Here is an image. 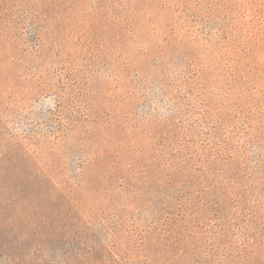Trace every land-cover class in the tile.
I'll return each instance as SVG.
<instances>
[{
	"label": "rangeland",
	"instance_id": "374dc122",
	"mask_svg": "<svg viewBox=\"0 0 264 264\" xmlns=\"http://www.w3.org/2000/svg\"><path fill=\"white\" fill-rule=\"evenodd\" d=\"M0 264H264V0H0Z\"/></svg>",
	"mask_w": 264,
	"mask_h": 264
}]
</instances>
